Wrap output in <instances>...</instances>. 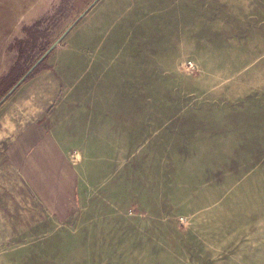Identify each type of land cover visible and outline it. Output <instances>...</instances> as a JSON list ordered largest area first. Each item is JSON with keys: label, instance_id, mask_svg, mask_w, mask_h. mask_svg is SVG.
<instances>
[{"label": "rangeland", "instance_id": "374dc122", "mask_svg": "<svg viewBox=\"0 0 264 264\" xmlns=\"http://www.w3.org/2000/svg\"><path fill=\"white\" fill-rule=\"evenodd\" d=\"M93 1L0 0V100L70 27L0 103V264H264V0ZM40 119L68 211L9 153Z\"/></svg>", "mask_w": 264, "mask_h": 264}, {"label": "crops", "instance_id": "0c3cea01", "mask_svg": "<svg viewBox=\"0 0 264 264\" xmlns=\"http://www.w3.org/2000/svg\"><path fill=\"white\" fill-rule=\"evenodd\" d=\"M9 153L35 194L54 212L77 198V173L46 119L31 121L11 141Z\"/></svg>", "mask_w": 264, "mask_h": 264}, {"label": "water", "instance_id": "95a60500", "mask_svg": "<svg viewBox=\"0 0 264 264\" xmlns=\"http://www.w3.org/2000/svg\"><path fill=\"white\" fill-rule=\"evenodd\" d=\"M97 0H94L92 4H94ZM87 9L79 15L76 20H79L81 17L86 14ZM76 22V21H75ZM70 27L61 35L45 52L44 54L27 70V72L7 91V93L1 98L0 103H2L10 94H12L19 85L28 77V75L39 65V63L52 51V49L59 44L62 37L69 31Z\"/></svg>", "mask_w": 264, "mask_h": 264}, {"label": "trees", "instance_id": "16d2710c", "mask_svg": "<svg viewBox=\"0 0 264 264\" xmlns=\"http://www.w3.org/2000/svg\"><path fill=\"white\" fill-rule=\"evenodd\" d=\"M24 74H25V73H24ZM24 74H23V75H24ZM19 79H20V78H19ZM19 79H18V80H19ZM18 80H17V81H18ZM15 83H16V82H15ZM13 85H14V84H13ZM13 85H12V86H13ZM12 86H10V88H11ZM10 88H9V89H10ZM6 89H7V88H6ZM9 89H8V90H9ZM8 90H7V91H8ZM7 91H6V93H7ZM6 93H5V94H6ZM5 94H4V95H5Z\"/></svg>", "mask_w": 264, "mask_h": 264}]
</instances>
